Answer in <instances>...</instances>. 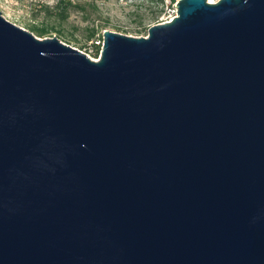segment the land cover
Masks as SVG:
<instances>
[{
    "label": "water",
    "instance_id": "water-1",
    "mask_svg": "<svg viewBox=\"0 0 264 264\" xmlns=\"http://www.w3.org/2000/svg\"><path fill=\"white\" fill-rule=\"evenodd\" d=\"M97 58L0 10V264H264V0H178Z\"/></svg>",
    "mask_w": 264,
    "mask_h": 264
},
{
    "label": "rangeland",
    "instance_id": "rangeland-1",
    "mask_svg": "<svg viewBox=\"0 0 264 264\" xmlns=\"http://www.w3.org/2000/svg\"><path fill=\"white\" fill-rule=\"evenodd\" d=\"M161 9L159 0H0V10L13 23L29 31L34 24L47 27L46 36L56 35L94 58L101 54L105 28L145 36ZM92 27L97 34L89 39Z\"/></svg>",
    "mask_w": 264,
    "mask_h": 264
},
{
    "label": "built area",
    "instance_id": "built-area-1",
    "mask_svg": "<svg viewBox=\"0 0 264 264\" xmlns=\"http://www.w3.org/2000/svg\"><path fill=\"white\" fill-rule=\"evenodd\" d=\"M159 1L162 3V9L156 15L157 22L155 24H158L159 22L172 21V19L177 15L178 6H176V3L178 2V0H159Z\"/></svg>",
    "mask_w": 264,
    "mask_h": 264
},
{
    "label": "trees",
    "instance_id": "trees-1",
    "mask_svg": "<svg viewBox=\"0 0 264 264\" xmlns=\"http://www.w3.org/2000/svg\"><path fill=\"white\" fill-rule=\"evenodd\" d=\"M60 1H62V0H60ZM31 28H32L31 31L35 32L37 35H40L42 37L46 36L45 34L48 31L47 30L48 29L47 27H41L38 24L32 25ZM96 32H97V27H92L91 31L89 32L90 33L89 36H88L89 39L95 37L96 34H97ZM93 45L96 47V52L95 53H98L99 54L101 48H99L98 45L95 44V42H93Z\"/></svg>",
    "mask_w": 264,
    "mask_h": 264
}]
</instances>
